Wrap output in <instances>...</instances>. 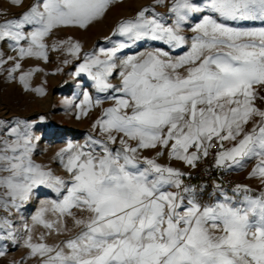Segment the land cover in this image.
Listing matches in <instances>:
<instances>
[{
	"label": "snow or ice",
	"instance_id": "1",
	"mask_svg": "<svg viewBox=\"0 0 264 264\" xmlns=\"http://www.w3.org/2000/svg\"><path fill=\"white\" fill-rule=\"evenodd\" d=\"M9 2L24 9L11 18L0 12V44L16 53L5 58L0 51V69L12 61L6 71L15 79L24 58L49 60L46 38L87 30L114 0ZM193 13L201 16L189 42L184 30ZM112 35L123 39L83 53L72 37L51 45L82 60L75 74H87L105 94L93 99L84 92L77 119L111 101L91 125L98 137L56 153L67 179L33 158L39 137L30 123L0 120V241L26 249L11 264H264V108L257 106L264 103V0H154L119 21ZM145 40L189 47L175 58L161 48L118 55ZM34 71L41 69L21 73L19 81L43 95V87L29 88ZM213 149L218 168L251 163L249 178L260 190L237 184L238 197L222 193V200L203 203L184 186L183 172L143 155L155 150L196 167ZM40 186L58 198L17 224ZM38 228L44 231L37 235ZM53 235L65 238L48 243ZM6 253L0 245V257Z\"/></svg>",
	"mask_w": 264,
	"mask_h": 264
},
{
	"label": "rangeland",
	"instance_id": "2",
	"mask_svg": "<svg viewBox=\"0 0 264 264\" xmlns=\"http://www.w3.org/2000/svg\"><path fill=\"white\" fill-rule=\"evenodd\" d=\"M32 0H25V6ZM203 5L204 0H194ZM171 3V0H168ZM154 5V0H114L106 16L99 22L93 24L87 30L83 29H61L56 31L52 36L46 38L48 44L49 60L37 59L35 57H26L20 61L21 69L14 73L15 79H9L6 69L13 64L9 61L0 69V120L11 121L22 120L32 125V132L35 137L36 150L34 159L37 163L50 167L55 174L65 175L63 168L55 159L56 153L67 145L68 142L83 144L89 135L99 136L98 131L92 130V123L95 118L100 115L103 107L111 105V101L105 100L104 105L100 108H92L87 116L76 118L79 109L76 105L83 100V93L88 92L93 99L97 95L103 97L105 94H98L93 86V81L85 73L76 75V68L82 60H75L63 51L52 50V43L58 40H64L72 37L74 41H78L82 45V53L98 50L100 47H111L110 41L122 40V37L113 36L112 32L116 24L126 18L135 16L137 11L144 7ZM23 8L13 7L9 0H0V12L11 18L23 11ZM156 11L167 14V7L156 6ZM201 13H193L188 24L185 25L184 35L189 39L194 35L190 26H194L198 22ZM0 16V19H3ZM170 22V21H169ZM247 26H259L258 22H249ZM189 45H185L182 49H169L161 41L145 40L138 42L132 49H125L121 56L138 54L154 48H161L169 51L174 58L184 54L188 50ZM0 51L5 54V58L9 55L15 56L7 44H0ZM71 60V63L64 64V59ZM39 68L41 71H34L28 78L30 89L43 87L45 92L43 95L35 91L25 90L23 84L19 81L21 73L28 72L31 69ZM61 69V71H57ZM111 82L118 84V75L110 78ZM72 101L69 106L64 101ZM257 106L264 108V103L257 101ZM115 147V146H114ZM200 194L201 197L209 200V196ZM56 193L45 186L38 187L33 195L32 200L21 209V213L16 217V223L20 224L22 219L30 222V217L39 208L44 200L57 199ZM211 199V198H210ZM215 200V199H213ZM44 231L42 228L37 229L39 232ZM64 236H51L48 243H58L64 239ZM0 245L7 246V253L4 257H0V264H11L12 261H21L26 256V249L19 244L12 245L11 241H0ZM28 264H32L28 261Z\"/></svg>",
	"mask_w": 264,
	"mask_h": 264
},
{
	"label": "built area",
	"instance_id": "3",
	"mask_svg": "<svg viewBox=\"0 0 264 264\" xmlns=\"http://www.w3.org/2000/svg\"><path fill=\"white\" fill-rule=\"evenodd\" d=\"M215 151L216 149H213L208 157L198 160L193 174L183 179L184 186L194 189L196 193L207 195L211 199L223 197L222 193L228 194L239 184V180L230 170L215 166Z\"/></svg>",
	"mask_w": 264,
	"mask_h": 264
},
{
	"label": "crops",
	"instance_id": "4",
	"mask_svg": "<svg viewBox=\"0 0 264 264\" xmlns=\"http://www.w3.org/2000/svg\"><path fill=\"white\" fill-rule=\"evenodd\" d=\"M143 155L148 156L149 158H155L158 163H161L163 165L171 166V167L179 169L181 172H183L185 174L182 177V179H186V178L190 177L194 172V167L187 165L183 161L169 159L166 155L158 157L156 155L155 150H145L143 152ZM251 167H252V164L250 163L249 166L243 170H235V171L231 170V169H229V170L239 180V184L247 185L251 188L256 189V191L258 192L260 190V185H259L258 180L249 178V172L251 171ZM172 190H174V189H172ZM197 195L199 198L202 199L203 203H215L217 200L223 199V197H221V198H218L215 200L209 198V200H208V199H205L204 197H201L200 194H197ZM227 195L238 197V194L233 193V191L229 192Z\"/></svg>",
	"mask_w": 264,
	"mask_h": 264
}]
</instances>
